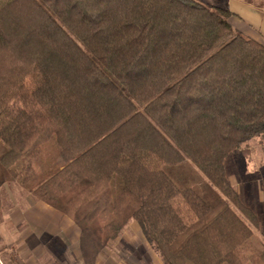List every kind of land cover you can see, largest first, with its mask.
<instances>
[{
    "label": "trees",
    "instance_id": "obj_1",
    "mask_svg": "<svg viewBox=\"0 0 264 264\" xmlns=\"http://www.w3.org/2000/svg\"><path fill=\"white\" fill-rule=\"evenodd\" d=\"M232 15L205 0H0V189L69 217L85 264L131 221L163 264H264V218L228 166L264 142V44ZM50 146V174L27 187Z\"/></svg>",
    "mask_w": 264,
    "mask_h": 264
},
{
    "label": "rangeland",
    "instance_id": "obj_2",
    "mask_svg": "<svg viewBox=\"0 0 264 264\" xmlns=\"http://www.w3.org/2000/svg\"><path fill=\"white\" fill-rule=\"evenodd\" d=\"M205 1L209 4L217 3L214 0ZM53 148L54 146H50L41 163L35 166V175L31 177L27 185L25 184L27 187L34 186L43 178V174H50L51 171L47 169V165H55ZM228 166L232 184L241 192L246 204L264 218V142L260 139L251 141L243 148L242 154L234 158ZM17 168L20 171L21 166ZM20 177L23 178L24 174ZM28 195L27 190L17 185L13 187L11 184L3 185L0 189L1 251L3 250L4 256L17 253L18 249L24 247L23 243L16 242L24 239L26 226L19 224L16 228L14 225H9L7 211L14 207V209H21ZM100 261L102 264H163L145 240L135 221L128 223L119 237L110 242L108 248L101 254ZM71 262L74 263L76 260L72 259Z\"/></svg>",
    "mask_w": 264,
    "mask_h": 264
},
{
    "label": "crops",
    "instance_id": "obj_3",
    "mask_svg": "<svg viewBox=\"0 0 264 264\" xmlns=\"http://www.w3.org/2000/svg\"><path fill=\"white\" fill-rule=\"evenodd\" d=\"M214 1L217 3L213 4L228 7L233 13L229 22L235 29L264 44V0L252 3L243 0ZM14 208L7 211L9 225L16 228L19 224L26 226L24 239L16 242L23 243L24 247L5 256L1 251L0 199V264H85L79 245L80 231L69 217L31 195L25 197L21 209ZM101 254L96 264H102ZM72 259L76 262L72 263Z\"/></svg>",
    "mask_w": 264,
    "mask_h": 264
}]
</instances>
